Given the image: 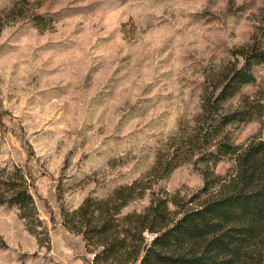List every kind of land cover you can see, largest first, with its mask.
<instances>
[{
	"label": "rangeland",
	"instance_id": "1",
	"mask_svg": "<svg viewBox=\"0 0 264 264\" xmlns=\"http://www.w3.org/2000/svg\"><path fill=\"white\" fill-rule=\"evenodd\" d=\"M12 4L24 16L6 20ZM0 26V264H90L63 214L148 178L193 125L209 75L234 50L264 47V0H0ZM252 72L239 94L264 95V64ZM259 127L235 126L232 141ZM190 160L153 190L195 196L204 165ZM210 170L224 176L233 162ZM20 183L27 218L2 203ZM148 202L146 192L121 214Z\"/></svg>",
	"mask_w": 264,
	"mask_h": 264
},
{
	"label": "trees",
	"instance_id": "2",
	"mask_svg": "<svg viewBox=\"0 0 264 264\" xmlns=\"http://www.w3.org/2000/svg\"><path fill=\"white\" fill-rule=\"evenodd\" d=\"M7 11L6 20L24 16L16 4ZM231 56L204 81L193 125L169 153L156 157L146 180L116 188L104 200L88 198L63 214L65 226L81 236L92 255L90 264H264V95L239 94L254 82L252 69L264 64V47L255 41ZM250 122L259 123V136L235 144L233 128ZM194 157L204 165L203 186L195 196L185 201L153 190ZM225 158L233 170L214 174L210 167ZM6 191L2 203L18 206L25 218L34 211L21 183ZM146 192L143 211L121 214Z\"/></svg>",
	"mask_w": 264,
	"mask_h": 264
}]
</instances>
